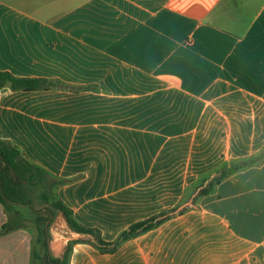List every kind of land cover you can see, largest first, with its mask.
I'll use <instances>...</instances> for the list:
<instances>
[{"label": "crops", "instance_id": "0c3cea01", "mask_svg": "<svg viewBox=\"0 0 264 264\" xmlns=\"http://www.w3.org/2000/svg\"><path fill=\"white\" fill-rule=\"evenodd\" d=\"M0 72L72 87H1L0 140L103 241L210 188L68 264H264V0H0ZM20 232L0 264H30Z\"/></svg>", "mask_w": 264, "mask_h": 264}, {"label": "trees", "instance_id": "16d2710c", "mask_svg": "<svg viewBox=\"0 0 264 264\" xmlns=\"http://www.w3.org/2000/svg\"><path fill=\"white\" fill-rule=\"evenodd\" d=\"M4 86H8L14 91H30L49 89L52 87L72 88L62 85L58 81L16 77L8 72H0V88ZM244 165L245 162L240 164L241 167ZM232 170H230V172ZM64 183V180L51 176L41 167L27 161L16 146L8 141L0 140V204L3 206L6 213L10 215L8 221L1 226L0 233L12 231L20 225L21 218L15 206H26L31 208L34 212H45L49 215H52L53 212L60 213L72 232L87 235L92 238V240L87 241L80 239L74 240L64 248L61 256L54 257L51 255L49 243L41 241L42 234L40 233L38 242H42L43 254L40 256L36 252H33L32 259L35 260V262L31 264H68V256L71 252L72 244L79 242L90 243L100 252L112 254L124 242L160 226L175 214L182 213L189 207L184 206L189 201L187 197L186 200L177 207L134 223L122 231L114 241L106 242L101 239L98 230L84 227L79 224L74 219L72 211L58 199L55 190ZM202 186L203 185H199L194 188L192 192L199 191L198 196L205 195L209 192L210 188ZM192 192L191 194H193ZM34 198H38L42 203V211H35L33 209ZM196 201L197 197H192L191 204L195 206L197 203Z\"/></svg>", "mask_w": 264, "mask_h": 264}, {"label": "rangeland", "instance_id": "374dc122", "mask_svg": "<svg viewBox=\"0 0 264 264\" xmlns=\"http://www.w3.org/2000/svg\"><path fill=\"white\" fill-rule=\"evenodd\" d=\"M199 192V191H198ZM193 193V192H192ZM193 194H196L194 192ZM190 194L187 199L191 204L192 198ZM195 197V196H194ZM189 204V203H188ZM184 206H187L185 204ZM18 214L21 218L20 225L12 231H21L25 238L27 250L30 255V264L35 262L32 259V253L36 252L40 256L43 254L42 242H38L39 234L41 233V241L49 243L51 255L61 256L64 248L73 240H70L69 231L66 225L63 223V216L60 213L53 212L52 215L46 214L45 212H34L31 208L26 206H15ZM35 211H42L43 205L38 198H34V208ZM0 217L6 218L7 221L10 215L6 213L3 206L0 204ZM80 239V238H77ZM83 240H92V238L84 237ZM64 245L62 246V243ZM58 256V257H59Z\"/></svg>", "mask_w": 264, "mask_h": 264}]
</instances>
